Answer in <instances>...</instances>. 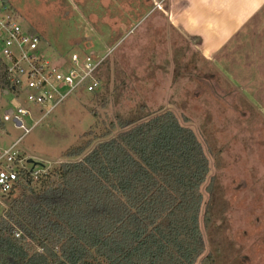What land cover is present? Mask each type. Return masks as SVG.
<instances>
[{
    "label": "rangeland",
    "instance_id": "obj_1",
    "mask_svg": "<svg viewBox=\"0 0 264 264\" xmlns=\"http://www.w3.org/2000/svg\"><path fill=\"white\" fill-rule=\"evenodd\" d=\"M8 1L22 28L41 35L53 61L73 51L105 61L98 69L102 86L76 89L35 125L41 108L24 102L28 132L13 121L16 96L0 92V151L20 138L21 155L52 169L79 159L64 153L116 115L127 117L140 105L172 110L210 160L206 253L216 264H264V22H252L208 59L168 22V0ZM6 198L0 194V216Z\"/></svg>",
    "mask_w": 264,
    "mask_h": 264
},
{
    "label": "trees",
    "instance_id": "obj_2",
    "mask_svg": "<svg viewBox=\"0 0 264 264\" xmlns=\"http://www.w3.org/2000/svg\"><path fill=\"white\" fill-rule=\"evenodd\" d=\"M11 89L0 57V92ZM82 135L64 153L79 159L1 195L0 264H216L202 230L211 165L191 127L140 105Z\"/></svg>",
    "mask_w": 264,
    "mask_h": 264
},
{
    "label": "built area",
    "instance_id": "obj_3",
    "mask_svg": "<svg viewBox=\"0 0 264 264\" xmlns=\"http://www.w3.org/2000/svg\"><path fill=\"white\" fill-rule=\"evenodd\" d=\"M161 2L157 4L161 7ZM41 37L25 31L16 14L10 10L6 0H0V57L7 68L12 89L8 93L16 96V114L13 121L28 132L22 116L31 111L24 105L30 103L41 108L42 114L34 121L38 123L53 111L70 94L80 87L93 91L101 85L98 69L105 56H92L74 51L67 59L55 62L46 56L40 47ZM18 99H22L20 102ZM9 116V115H8ZM17 119V120H16ZM20 138L0 151V194H8L23 175L37 179L48 172L50 165L32 163L17 150ZM19 232L16 236H19Z\"/></svg>",
    "mask_w": 264,
    "mask_h": 264
},
{
    "label": "crops",
    "instance_id": "obj_4",
    "mask_svg": "<svg viewBox=\"0 0 264 264\" xmlns=\"http://www.w3.org/2000/svg\"><path fill=\"white\" fill-rule=\"evenodd\" d=\"M168 2V22L192 39L200 54L208 59L218 55L252 22L254 26L264 22V0Z\"/></svg>",
    "mask_w": 264,
    "mask_h": 264
},
{
    "label": "water",
    "instance_id": "obj_5",
    "mask_svg": "<svg viewBox=\"0 0 264 264\" xmlns=\"http://www.w3.org/2000/svg\"><path fill=\"white\" fill-rule=\"evenodd\" d=\"M5 93H8V90H5ZM16 120H17V119H16ZM19 123H20V121L17 120V124H19ZM28 161H29V162H32V163H34V164H35V163H39V162L35 161V160L32 159V158H29Z\"/></svg>",
    "mask_w": 264,
    "mask_h": 264
}]
</instances>
